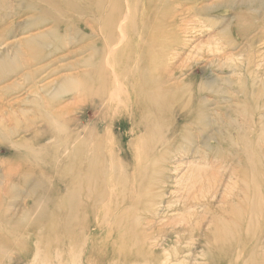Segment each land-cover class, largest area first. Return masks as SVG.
<instances>
[{
  "label": "rangeland",
  "instance_id": "374dc122",
  "mask_svg": "<svg viewBox=\"0 0 264 264\" xmlns=\"http://www.w3.org/2000/svg\"><path fill=\"white\" fill-rule=\"evenodd\" d=\"M110 1L68 0L80 13L65 11V18L79 23L58 30L61 39L52 43L61 49L25 72L29 82L16 75L0 85L12 84L0 90V264H110L111 258H88V237L107 247L124 244L127 253L149 252V245L166 240L157 231L159 219L192 227L200 220L165 247L171 254L178 245L175 264H264V242L253 235L264 218V0ZM9 3L23 9L22 2ZM50 9L46 18L63 20ZM77 61L85 84L58 93L53 103L28 89L32 81L44 85L51 68ZM150 72L148 79L158 83L147 82ZM191 109L206 121L189 116ZM46 110L55 113L47 128L38 116ZM27 225L35 227L30 236ZM145 231L153 235L145 239ZM222 233L237 243L221 240ZM153 253L137 263L160 264L163 257L154 261Z\"/></svg>",
  "mask_w": 264,
  "mask_h": 264
},
{
  "label": "bare ground",
  "instance_id": "6f19581e",
  "mask_svg": "<svg viewBox=\"0 0 264 264\" xmlns=\"http://www.w3.org/2000/svg\"><path fill=\"white\" fill-rule=\"evenodd\" d=\"M10 1H13V3H17V5L19 4L20 5V3L22 2V6H23V9L22 10H17V7H13V6H11L12 4H10L9 2ZM52 1V2H51ZM0 0V45H2V47H3V49L2 50H0V85H2L3 84V82H5L6 80L8 81L11 77H13V76H16V75H21L23 78H25V80H24V82H29L31 79H29L28 77V75H26L25 74V72L28 70V69H30L31 67H33V66H35L36 65V63L38 64L39 62H41L42 63V61L43 60H45L46 61V59H48V58H51L52 56V54H54L56 51H58L59 49H61L59 46L60 45H58V44H53L52 42L53 41H57L56 39H61V37H60V34H58V30L60 29V28H63L64 29V31H66V30H68L70 27H74L75 26V24H76V22H78L79 23V21H76V20H73V22H68V18L66 19L65 18V16H66V13H65V11L68 13V12H70V13H73V15L74 14H76L77 16L79 15V13H80V11L76 8V6H74V5H69V4H67L68 3V0ZM111 1H114V0H111ZM110 1V2H111ZM249 1V0H248ZM78 2V1H77ZM120 2L121 1H119L118 3L120 4ZM80 3V2H79ZM227 3H229L228 1H227ZM10 6H9V5ZM75 4H77L78 5V3H75ZM81 4V3H80ZM105 4H107V3H105ZM115 4V3H114ZM252 4H254V3H252ZM116 5V4H115ZM225 5V4H224ZM239 5V4H238ZM80 6V5H79ZM102 6H103V4H102ZM111 6H112V4H111ZM227 6H228V4H227ZM248 6H251L250 5V3L248 4ZM254 5H252V7H253ZM257 6V5H256ZM54 8L55 10H57V11H60V13H62V15H64V18L63 17H61L63 20H57V19H55V18H46V9H48V8ZM105 7V6H104ZM107 7V6H106ZM113 7V6H112ZM81 8V7H80ZM83 8V7H82ZM115 8H116V6H115ZM237 8V7H236ZM243 8V7H242ZM254 8V7H253ZM39 9H41L42 10V12L40 13L39 12ZM50 9V10H51ZM105 9V8H104ZM240 9H241V7H240ZM158 10V9H157ZM244 10V9H243ZM19 12L21 13L22 12V14L21 15H19ZM150 12V11H149ZM69 13V14H70ZM85 13V12H84ZM83 13V14H84ZM99 13V12H98ZM103 13V12H102ZM110 13H112V12H110ZM82 14V13H81ZM100 14V13H99ZM240 13H238V15H239ZM253 14V13H252ZM22 15L24 16L25 15V18L23 19V17H22ZM255 15V14H254ZM263 15V14H262ZM10 16V18H11V16H12V18H13V21L12 22H9V23H7L6 22V19H7V17H9ZM22 17V19L23 20H18V18L17 17ZM89 16V15H88ZM235 16V15H234ZM233 16V17H234ZM96 17V16H95ZM238 17H240V16H238ZM246 17V16H245ZM155 18V16L153 17V19ZM73 19V18H72ZM156 19V18H155ZM154 19V20H155ZM234 19V18H233ZM239 19V18H238ZM253 19V18H252ZM105 20V19H104ZM113 20V19H112ZM244 20H246V18L244 19ZM97 21V20H96ZM109 21H110V19H109ZM156 21V20H155ZM231 21V20H230ZM229 21V22H230ZM237 21V20H236ZM256 21V20H255ZM152 22H153V20H152ZM229 22L227 23V24H229ZM232 22V21H231ZM234 22V21H233ZM87 23H89V22H87ZM98 23V22H97ZM235 23V22H234ZM233 23V24H234ZM240 23H242V21L240 22ZM244 23V22H243ZM46 24L48 25H50L47 29H46ZM98 26H99V24H97ZM150 25V24H149ZM244 25V24H243ZM262 25V24H261ZM81 26V25H80ZM228 26V25H227ZM239 26H241V25H239ZM238 26V27H239ZM91 27V26H90ZM153 27H155V26H153ZM152 27V28H153ZM159 27V26H158ZM78 28H80V27H78ZM92 28H93V26H92ZM147 28V27H146ZM151 28V27H150ZM151 28V29H152ZM223 28V27H222ZM221 28V29H222ZM225 28V27H224ZM255 28V27H254ZM154 29V28H153ZM221 29H220V31H221ZM227 28H225L224 30H226ZM242 29V28H241ZM84 30V29H83ZM93 30H94V28H93ZM143 30V29H142ZM155 30V29H154ZM237 30V28H235V31ZM252 30V29H251ZM152 32H153V30H151ZM156 31V30H155ZM260 31H262V30H259V32ZM161 32V31H160ZM238 33H239V31H237ZM224 33V32H223ZM249 33V32H248ZM261 33V32H260ZM161 34H162V32H161ZM225 34V33H224ZM227 34V33H226ZM102 35V34H101ZM228 35V34H227ZM226 35V36H227ZM255 35L257 36V34L255 33ZM255 35H254V37H255ZM246 36V35H245ZM251 36H252V34H251ZM7 38V39H6ZM81 38H83V37H81ZM227 38V37H226ZM230 38V37H229ZM244 38V37H243ZM6 39V40H5ZM59 39V40H60ZM65 39V38H64ZM151 40H153L152 38H150ZM156 39H157V37H156ZM249 39V38H248ZM133 40L134 39H132V42H133ZM233 40V39H232ZM231 40V41H232ZM65 41H66V39H65ZM157 41V40H156ZM151 42V41H150ZM5 43V44H4ZM66 43V42H65ZM75 43V42H74ZM136 42L134 41V44H135ZM147 43V42H146ZM235 43V42H234ZM233 43V44H234ZM250 43V42H249ZM76 44V43H75ZM100 44V43H99ZM148 44V43H147ZM251 44V43H250ZM52 45V47L54 48L53 50H51V51H48V52H46V47H49V46H51ZM67 45V44H66ZM235 45V44H234ZM96 46V45H95ZM111 46V45H110ZM136 46V45H135ZM62 47V46H61ZM145 47V46H144ZM143 47V48H144ZM249 47V46H248ZM73 48V47H72ZM116 48V47H115ZM146 48V47H145ZM250 48V47H249ZM109 49V48H108ZM147 49V48H146ZM107 50V49H106ZM115 50V49H114ZM136 50V49H135ZM134 50V51H135ZM143 50V49H142ZM140 51V50H139ZM75 51L74 50H72V51H67L65 54H63V57H64V59H66L65 57L67 56H69L70 54H72V53H74ZM114 52V51H113ZM250 52V51H249ZM110 54V53H109ZM135 54V53H134ZM137 54V53H136ZM177 54V53H176ZM55 55V54H54ZM145 55V54H144ZM242 55V54H241ZM249 55H250V53H249ZM77 56V55H76ZM110 56V55H109ZM132 56V55H131ZM240 56V55H239ZM143 57H145V56H143ZM229 57V56H228ZM235 57V56H234ZM72 58V57H71ZM70 58V59H71ZM107 58H110V57H108L107 56ZM111 58H112V54H111ZM63 59V58H62ZM122 59V58H121ZM226 59V58H225ZM107 60V59H106ZM109 60H111V62H113L114 60H115V57H114V60L112 61V59H109ZM239 60V59H238ZM108 61V60H107ZM146 61V60H145ZM143 62V61H142ZM260 62V61H259ZM105 63V62H104ZM140 63V62H139ZM144 63V62H143ZM146 63V62H145ZM149 63V62H148ZM107 64H109V61H108V63ZM147 64V63H146ZM106 65V64H105ZM108 66V65H107ZM151 66V65H150ZM150 66H148V68L150 67ZM258 66V65H257ZM79 67H80V63L77 61L76 63H67V64H64V65H61V66H59V68H51L50 69V73H49V75L51 76V78H49V79H46V83L44 84V85H42V86H38L37 84H36V81H32V82H30V84L31 85H28V89L29 90H31L32 92H37L38 90H40V91H42V92H44V93H46V101L47 102H50V103H53L54 102V100H55V98H56V95L59 93V94H61V93H64L65 91H67V92H71V91H68V90H70V89H74L75 87H78V85L80 84V85H83V84H85V83H83V84H81L80 83V79L82 78V76L85 74V71H82V70H80L79 69ZM109 67V66H108ZM136 67V66H135ZM241 66L239 65V68H240ZM110 68V67H109ZM151 68V67H150ZM34 72H35V69L34 68H31ZM115 69V68H114ZM137 70V69H136ZM135 70V71H136ZM150 70V69H149ZM149 70L147 69V74L149 73ZM153 70H155L154 68H153ZM112 71V70H111ZM110 71V72H111ZM134 71V72H135ZM154 72H156V71H154ZM242 72V71H241ZM21 73V74H20ZM151 73L152 72H150V74L149 75H147V74H145L146 76H148V77H146V80H149L150 79V77L149 76H151ZM86 74H87V72H86ZM142 74H143V72H142ZM53 75H55V76H53ZM111 75V77H112V72L109 74V76ZM49 76V77H50ZM154 77L156 76V75H153ZM152 76V77H153ZM17 77V76H16ZM47 77V76H46ZM113 77H114V75H113ZM158 77H160L158 74H157V78ZM14 78V77H13ZM85 78V77H84ZM83 78V79H84ZM92 78V77H91ZM109 78V77H108ZM120 78V77H119ZM149 78V79H148ZM113 79H115V77L113 78ZM121 79V78H120ZM131 79V78H130ZM154 79V81H150V80H152V78L149 80V81H147V82H150V83H155L156 81H157V83H158V81H159V79L158 80H156L155 81V79H156V77L155 78H153ZM112 80V79H111ZM122 80V79H121ZM172 80V79H171ZM85 81V80H84ZM131 81V80H130ZM129 81V82H130ZM240 81V80H239ZM14 82V81H13ZM116 82H118V81H116ZM79 83V84H78ZM131 83V82H130ZM244 83V82H243ZM24 84V83H23ZM117 84V83H116ZM120 84V83H119ZM12 84H7V85H5V86H2V87H0V90L3 92V90H5V92L7 91V89L11 86ZM147 85H148V83H147ZM19 86V85H18ZM17 86V87H18ZM112 86H114V83L112 84ZM111 86V87H112ZM149 86V85H148ZM157 86V85H156ZM247 86V85H246ZM245 86V87H246ZM13 87H14V85H13ZM16 87V88H17ZM109 87V86H108ZM119 87H121L120 85H119ZM118 87V85L116 86V88H119ZM11 88V87H10ZM110 88V87H109ZM108 88V89H109ZM125 88V87H124ZM80 90V89H79ZM113 91V90H112ZM114 91L116 92L117 90H115V88H114ZM118 91H121V89L120 90H118ZM124 91V90H123ZM130 91V90H129ZM155 91H157V90H155ZM134 92V91H133ZM107 93H111V94H114V93H112V92H108V90H107ZM111 94H109V95H111ZM162 94V93H161ZM159 95H160V93H159ZM158 95V96H159ZM117 96V95H116ZM118 97V96H117ZM111 98V97H110ZM138 98V97H137ZM147 98V97H146ZM97 100V99H96ZM108 100V99H107ZM58 101V100H57ZM59 101H60V99H59ZM131 101V100H130ZM108 101H106V103H107ZM116 102H118L117 100H116ZM61 103V102H60ZM84 103V102H83ZM89 103V102H88ZM130 104V103H129ZM158 104V103H157ZM36 105V104H35ZM125 105V104H124ZM133 106V105H132ZM36 107V106H35ZM111 107V106H110ZM65 108V109H64ZM38 108H36V110H37ZM67 109V106L66 105H63V107H62V109H61V111L62 112H68V110H66ZM125 110V109H124ZM56 111V110H55ZM58 111V110H57ZM112 111V110H111ZM132 111V110H131ZM38 112H39V110H38ZM37 112V113H38ZM45 113H43V112H40V113H38V116H39V118L43 121V123H44V125L46 126V128L47 127H49V125H50V122H53V120L51 119V116L52 115H55V113H53V114H50L49 112H48V110H46V111H44ZM53 112V111H52ZM71 113V112H70ZM131 113V112H130ZM100 114V113H99ZM109 114V113H108ZM135 114V113H134ZM3 115V114H2ZM9 115V114H8ZM189 116H192V115H197V116H199L203 121H206V116L204 115H202V114H200L197 110H196V112L194 111V110H190V114H188ZM142 116V115H141ZM37 117V116H36ZM84 117H85V115H84ZM209 117V116H208ZM52 118H53V116H52ZM2 119V118H1ZM9 119V118H8ZM13 122H14V129L17 131L20 127H19V125H18V123H17V118L15 117V116H13ZM135 120H136V118H134ZM10 120H11V118H10ZM91 120V119H90ZM32 121H33V119H32ZM55 121V120H54ZM58 121H59V119H58ZM31 122V121H30ZM107 122V121H106ZM54 123V122H53ZM62 123V122H61ZM60 123V124H61ZM138 123V122H137ZM68 125V124H67ZM69 126V125H68ZM57 126L55 125V128H56ZM105 128V127H104ZM28 129V126L26 127V130ZM97 129V128H96ZM25 130V131H26ZM106 130V129H105ZM15 131V132H16ZM111 133V132H110ZM8 135V134H7ZM109 135V134H108ZM9 136V135H8ZM23 136V135H22ZM99 136H100V134H99ZM32 137H37V134L35 133V134H32ZM51 137V136H50ZM10 138V137H9ZM110 138V137H109ZM183 138H187V137H184V135H183ZM7 139H8V137H7ZM6 139V140H7ZM24 139H25V137H24ZM3 140H4V138H3ZM30 140H32V139H30ZM112 140V139H111ZM179 140V139H178ZM10 141V140H9ZM106 141V140H105ZM73 142V141H72ZM71 142V143H72ZM192 143V142H191ZM15 145L14 146H16V147H23V143H20V142H17V143H14ZM29 144V143H28ZM36 144H37V142H36ZM199 144V143H198ZM31 145V143L29 144V146ZM39 145V144H38ZM54 145H56V144H54ZM209 145V144H208ZM27 146V145H26ZM28 146V147H29ZM34 146V145H33ZM199 146V145H198ZM210 146H208V148H209ZM212 147V146H211ZM35 148V147H34ZM19 149H21V148H19ZM32 149V148H31ZM64 149H66L65 147H64ZM107 150V149H106ZM26 151H28V150H26ZM34 152L36 151L37 153H39L40 151L38 150H33ZM63 152V151H62ZM111 152V151H110ZM212 152V151H211ZM25 153V152H24ZM66 153V152H65ZM108 153V152H107ZM194 153V152H193ZM9 154V153H8ZM36 154V153H35ZM110 154V153H109ZM32 155V154H31ZM116 155V154H115ZM38 156V155H37ZM110 156V155H109ZM26 157H27V155H26ZM137 157H139V156H137ZM28 158V157H27ZM148 158V157H147ZM111 159V158H110ZM196 159L197 158H195V161H196ZM204 159H205V157H204ZM147 160V159H146ZM179 161V160H178ZM207 161V160H206ZM210 161V160H209ZM231 161H233V159H231ZM240 161V160H239ZM193 162V161H192ZM230 162V161H229ZM109 163V162H108ZM129 163H130V161H129ZM142 163H145V161L144 162H142ZM156 163V162H155ZM177 163V162H176ZM182 163V162H181ZM185 163V162H184ZM186 163H188V161H186ZM231 163V162H230ZM202 164V163H201ZM203 164H205V163H203ZM46 165V164H45ZM190 165V164H189ZM234 165V164H233ZM233 165H232V167H233ZM130 166V165H129ZM179 166V165H178ZM178 166H176L177 168H178ZM26 167V166H25ZM24 167V168H25ZM28 167V166H27ZM185 167V165L182 167V168H184ZM208 167V166H207ZM225 167V166H224ZM231 167V166H230ZM133 168H134V166H133ZM155 169H157L156 167H154ZM191 168V167H190ZM21 169V168H20ZM131 169V168H130ZM150 169V168H149ZM171 169V168H170ZM175 169V168H174ZM179 169V168H178ZM195 169V168H194ZM233 169V168H232ZM23 170V169H22ZM25 170V169H24ZM108 170H109V168H108ZM158 170V169H157ZM161 170V169H160ZM182 170V169H181ZM189 170V169H188ZM110 171V170H109ZM159 171V170H158ZM157 171V172H158ZM163 171H165V170H163ZM108 172V171H107ZM198 172V171H197ZM134 173V172H133ZM186 173V172H185ZM151 174V173H150ZM193 174V173H192ZM149 175V174H148ZM173 175V174H172ZM177 175H178V173H177ZM186 175V174H185ZM235 175V174H234ZM160 177V176H159ZM184 177H186V176H184ZM211 177H214V175H211ZM109 178V177H108ZM151 178V177H150ZM152 178H154L153 176H152ZM29 179V178H28ZM169 179V178H168ZM35 180V179H34ZM164 180V179H163ZM170 180V179H169ZM180 180V179H179ZM183 180V179H182ZM35 181H37V179L35 180ZM109 181V180H108ZM131 181H133V180H131ZM231 181H232V179H231ZM133 182H135V181H133ZM132 182V183H133ZM169 182V181H168ZM230 182V181H229ZM245 182V181H244ZM3 183V182H2ZM193 183H195V182H193ZM148 184V183H147ZM230 184V183H229ZM168 185V184H167ZM194 185V184H193ZM36 186V185H35ZM161 186V185H160ZM165 186H166V184H165ZM162 187V186H161ZM191 187H193V186H191ZM205 187V186H204ZM207 188V187H206ZM205 188V189H206ZM229 188V187H228ZM134 189V188H133ZM202 189V188H201ZM208 189H210V188H208ZM230 189V188H229ZM240 189V188H239ZM203 190V189H202ZM207 190V189H206ZM135 191V190H134ZM189 191V190H188ZM198 191V190H197ZM200 191V190H199ZM213 191V190H212ZM263 191H264V189H263ZM262 191V192H263ZM195 192V191H194ZM208 192V191H207ZM227 192V191H226ZM116 193V192H115ZM152 193V192H151ZM176 193V192H175ZM188 193V192H187ZM206 193V192H205ZM209 193V192H208ZM109 194H110V192H109ZM145 194V193H144ZM154 194V193H153ZM161 194V193H160ZM159 194V195H160ZM186 194V193H185ZM185 194H183V195H185ZM194 194V193H193ZM200 194V193H199ZM0 195H4V194H0ZM156 196H158V194H155ZM154 195V196H155ZM195 195V198H196V194H194ZM202 195H203V193H202ZM206 195V194H205ZM204 195V196H205ZM177 196V195H176ZM187 196V195H186ZM211 196V195H210ZM209 196V197H210ZM214 196V195H213ZM223 196V195H222ZM2 197V196H1ZM134 197V196H133ZM143 197V196H142ZM150 197V196H149ZM160 197H162V195L160 196ZM188 197H190V196H188ZM207 197V196H206ZM215 197V196H214ZM154 198V197H153ZM153 198H151V199H153ZM180 198H181V196H180ZM192 198V197H191ZM220 198V197H219ZM222 198V197H221ZM263 198V197H262ZM261 198V199H262ZM159 199V198H158ZM218 199V198H217ZM231 199V198H230ZM264 199V198H263ZM33 200V199H32ZM185 200V199H184ZM226 200V199H225ZM153 201H155V200H153ZM186 201V200H185ZM228 201V200H227ZM34 202L35 201H33V204H31V206H34ZM37 202V201H36ZM170 202V201H169ZM194 202V201H193ZM196 202H197V200H196ZM215 202H217V201H215ZM262 202V201H261ZM27 203H29V202H27ZM156 203V202H155ZM171 203V202H170ZM150 204V203H149ZM203 204V203H202ZM206 204V203H205ZM210 204V206H211V203H209ZM208 204V205H209ZM229 204V203H228ZM227 204V205H228ZM261 204H263V203H261ZM2 205V204H1ZM21 205V204H20ZM39 205V204H38ZM156 205V204H155ZM169 205V204H168ZM215 205V204H214ZM214 205H213V207H214ZM218 205H220V201L218 200ZM238 205V204H237ZM158 206V205H157ZM190 207H191V203H190V205H189ZM195 206V205H194ZM200 206H202V205H200ZM2 207V206H1ZM26 207V206H25ZM29 207H30V205H29ZM118 207V206H117ZM263 207V206H262ZM189 208V207H188ZM207 209H208V206L206 207ZM215 208V207H214ZM217 208V207H216ZM1 209V208H0ZM116 209V208H115ZM141 209V208H140ZM196 209V208H195ZM27 210H29V212H32V209H27ZM27 210H26V212H27ZM185 210V209H184ZM183 210V211H184ZM186 210H187V208H186ZM142 211V210H141ZM208 211V210H207ZM236 211V210H235ZM9 212V211H8ZM20 212V211H19ZM22 212H23V210H22ZM34 212V211H33ZM14 213V212H13ZM13 213H12V215H13ZM95 213V212H94ZM201 213V212H200ZM212 213H213V211H212ZM217 213V212H216ZM254 213V212H253ZM11 214V213H10ZM22 214V213H21ZM28 215L30 214V213H27ZM32 215V214H31ZM186 215V214H185ZM261 215H263V214H261ZM19 216H20V214H19ZM23 216V215H22ZM195 216H197V217H200V216H198L197 214H195ZM1 217V216H0ZM150 217V216H149ZM161 217H162V214H161ZM167 217V216H166ZM169 217V216H168ZM181 217V216H180ZM7 218H9V216L7 217ZM7 218H4L5 220L7 219ZM10 218H12V217H10ZM15 218V217H14ZM163 218V217H162ZM182 218H183V216H182ZM251 218H252V216H251ZM13 219V218H12ZM156 219V218H155ZM178 219V218H177ZM11 220V219H10ZM9 220V221H10ZM19 220H20V217H19ZM111 220H113V219H111ZM161 220L162 219H159L158 221L159 222H157V231H159V233L160 234H162V237L165 239L166 238V240H164L163 241V243H159L158 245H156V244H152L151 246L149 245V252H150V250L152 251V252H154L153 254H155V255H152V254H150V255H152L153 257H150V258H153V260L154 261H156V258H158V256H159V258L160 257H163V261L160 263V264H175L176 262H178L179 263V260H180V251H179V249L177 248V246L178 245H176L175 246V248L173 249V252L171 253V254H168L166 251H165V247L167 246V245H169L170 243H174V244H178L179 243V240H178V238H179V236H180V232H183V233H186V232H188V234H190L189 233V231L192 229V228H196V226L198 225V223H200V220L198 221V220H196L195 222H194V224H193V227L191 226V225H189V224H191V223H186V225H183V224H181V222L180 223H178V222H175L174 220H172V222H170V221H165L164 223H162L161 222ZM7 221H8V219H7ZM108 221V220H107ZM129 221H131V220H129ZM178 221V220H177ZM180 221H182V219H180ZM184 221V220H183ZM3 222V221H2ZM209 222V221H208ZM221 221H218L217 223H215V225L216 224H219ZM7 223H9V222H7ZM10 223H12V222H10ZM136 223V222H135ZM134 223V224H135ZM250 223H251V221H250ZM90 224V223H89ZM88 224V225H89ZM145 224V223H144ZM3 225H5V224H3ZM130 225V224H129ZM147 225H148V223H147ZM187 225H189V226H187ZM258 225H259V228H258V230L253 234L254 236H255V240H256V242H264V218L263 219H260L259 220V222H258ZM142 226V225H141ZM144 226V225H143ZM252 226V225H251ZM56 227H57V225H56ZM96 227H98V226H96ZM112 227V226H111ZM146 227V226H145ZM148 227L150 228V226L148 225ZM120 228V227H119ZM118 228V229H119ZM42 229V228H41ZM146 229V228H145ZM245 229V228H244ZM247 229V228H246ZM35 230V227L34 228H32L31 227V225H27L26 227H25V232L28 234L30 231H34ZM92 230H96V228H92L91 230H90V232H92ZM136 231V230H135ZM147 231V230H146ZM145 231V232H146ZM152 231V230H151ZM68 234H69V231H66ZM89 232V233H90ZM139 232V231H138ZM12 233V232H11ZM88 233V232H87ZM168 233H170L171 235H175V237H170V236H167L166 234H168ZM183 233H181V234H183ZM144 234V233H143ZM29 236H30V234H28ZM151 235H153L152 233H148V232H146V237H145V239H147V238H149ZM157 235V234H156ZM225 234L224 233H222L221 234V240H226L227 239V241L228 242H232L234 239H235V236H230L229 238H227V236H225V237H222V236H224ZM144 236V235H143ZM143 236H142V238H143ZM110 237V236H109ZM141 237V236H140ZM89 238V244H90V250H88V258L89 259H93L94 257H93V254H95V255H98L101 259H107V258H111V260H110V264H116V262H118L119 264H133L134 262H136V264H138L137 263V259H140L141 258V256H144V257H146V258H149V256H148V253L149 252H143V253H141L140 251H128V253L126 252L127 250V247L126 246H124V244L122 245V246H114L113 244H110V246L109 247H107V245L106 244H103V245H97V244H95L94 242H93V240L90 238V237H88ZM217 238H219V234L217 235ZM136 239V238H135ZM192 239H194V238H192ZM155 240V239H154ZM186 240H188V239H186ZM254 240V239H253ZM29 241V240H28ZM27 241V242H28ZM137 241V240H136ZM139 241V240H138ZM142 241H144V240H142ZM159 241V240H158ZM85 242V241H84ZM224 242V241H223ZM182 243V242H181ZM237 242H236V239L234 240V245L236 244ZM35 244V243H34ZM85 244V243H84ZM193 245V244H192ZM197 245V244H196ZM0 246H1V244H0ZM38 246V245H37ZM181 246V245H180ZM186 246V245H185ZM2 247V246H1ZM39 247V246H38ZM41 247V246H40ZM134 247V246H133ZM142 247V246H141ZM151 247V248H150ZM225 247V246H224ZM245 247V246H244ZM14 248V247H13ZM180 248V247H179ZM183 248V247H182ZM41 249V248H40ZM83 249V248H82ZM195 249V248H194ZM168 250V249H167ZM242 250V249H241ZM35 251V250H34ZM82 251H84V250H82ZM108 251H111L110 253L108 252ZM156 251H159L160 253H162V256L161 255H159V254H157L156 253ZM169 251V250H168ZM225 251V250H224ZM3 252V251H2ZM5 252V251H4ZM184 252H186L185 253V255H186V257L189 255V253H190V250H184ZM197 252V251H196ZM236 252V251H235ZM242 252H243V250H242ZM141 253V254H140ZM164 253H167V255L166 254H164ZM183 253V252H182ZM28 254H30V253H28ZM108 254H110V256H107ZM116 254V256H114ZM129 254H131V255H133V256H130ZM239 254V253H238ZM238 254H236V255H238ZM241 254V253H240ZM33 255V254H32ZM158 255V256H157ZM229 255H230V253H229ZM32 257V256H31ZM236 257V256H235ZM241 257V256H240ZM146 258H144V259H146ZM171 258H173V260H171ZM183 258V257H182ZM189 258V257H188ZM239 258V257H238ZM187 259V258H186ZM195 259V258H194ZM200 259V258H199ZM11 260V259H10ZM26 260V259H25ZM171 260V261H170ZM189 260V259H188ZM198 260V259H197ZM225 260V259H224ZM236 260H237V257H236ZM147 262H148V259L146 260ZM150 261V260H149ZM185 261V260H184ZM201 261V260H200ZM222 261V260H221ZM28 262L29 261H26L25 262V264H28ZM139 262V261H138ZM143 262V261H142ZM151 262V261H150ZM149 262V263H150ZM181 262V261H180ZM140 263V262H139ZM143 263H145L146 264V262L144 261ZM148 263V264H149ZM237 263H238V261H237ZM10 264V263H9ZM151 264V263H150ZM184 264V263H183ZM203 264V263H202ZM207 264V263H206ZM224 264V263H223ZM229 264V263H228Z\"/></svg>",
  "mask_w": 264,
  "mask_h": 264
}]
</instances>
